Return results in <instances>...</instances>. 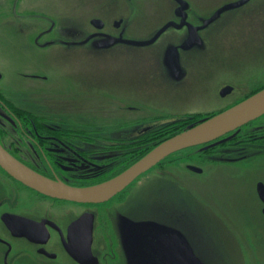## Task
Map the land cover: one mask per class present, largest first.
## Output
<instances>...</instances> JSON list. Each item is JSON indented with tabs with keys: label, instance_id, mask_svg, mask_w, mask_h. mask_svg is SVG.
<instances>
[{
	"label": "flooded vegetation",
	"instance_id": "flooded-vegetation-1",
	"mask_svg": "<svg viewBox=\"0 0 264 264\" xmlns=\"http://www.w3.org/2000/svg\"><path fill=\"white\" fill-rule=\"evenodd\" d=\"M57 1L95 2L108 4V8L73 18L74 26L65 31L60 12H52L55 8L48 5ZM234 1L239 0L223 3L212 15ZM151 4H157V9L147 20L161 18L162 22L158 21L150 34L131 37L130 14L147 13ZM211 16L194 11L191 0H0L3 40L13 32L29 35L32 42L28 45L33 50L70 45L104 50L124 45L146 47L171 35L164 57L172 84L177 91L185 88L178 97L185 92L192 93L191 97H205V103L173 111L123 95L82 91L80 80L66 84L72 91H65L54 87L48 74L27 72L23 78L32 82L31 90H6L0 85V143L13 157L47 178L69 186H91L118 176L164 139L262 90L264 59H257L264 56V46L257 44L249 46L258 58L242 60L215 57L219 54L215 43L205 69L196 71L195 78H187L185 58L205 47L204 31L215 21L193 36L188 24L202 25ZM170 22L184 26L171 24L152 44L129 42L149 40ZM242 61H259V70L243 69ZM4 78L0 71V83ZM61 94L65 96L60 98ZM161 114H179L163 138ZM179 160L186 163L182 165ZM177 164L201 175L211 166L235 167L238 172L251 165L264 169V114L216 139L171 153L102 202L43 193L0 165V264H127L118 239L121 227L115 230L111 208L124 203L135 184L147 179L152 170H168ZM194 167L202 168L201 173ZM255 190L264 214L263 180L255 182Z\"/></svg>",
	"mask_w": 264,
	"mask_h": 264
},
{
	"label": "rangeland",
	"instance_id": "rangeland-1",
	"mask_svg": "<svg viewBox=\"0 0 264 264\" xmlns=\"http://www.w3.org/2000/svg\"><path fill=\"white\" fill-rule=\"evenodd\" d=\"M227 1L230 0H191V3L194 11L206 17ZM157 4H151L154 8H149L147 13L130 14L128 31L131 37L150 34L158 21L162 22L161 18L147 20L148 16L151 19ZM48 5L55 8L52 12H60L65 31L74 26L73 18H83L91 10H101L103 6L108 8V4L95 2L57 1ZM142 11H145L144 7ZM6 33L4 36H8ZM13 33L6 40L0 35V71L5 76L0 85L6 86V90H31L32 82L23 75L44 72L51 76L54 87L65 91H72L66 88V84L80 80L78 84L82 91L123 95L148 105L166 106L173 111L205 103V97H191L192 93L185 92L178 97L185 88L177 91L172 84L164 57L165 44L171 35L146 47L124 45L104 50L70 45L38 51L30 48L32 40L29 35ZM204 35L205 47L200 52H190L183 62L188 69V79L195 78L196 71L205 69L215 43L219 44H216L219 54L215 57L258 58L249 45L264 46V0H252L226 11L204 31ZM66 37L74 38L67 34ZM260 58L264 59V56L257 60L262 61ZM242 64L243 69L251 71L260 67L259 61H242ZM178 115L168 117L161 114V138L171 131L168 126ZM179 161L182 165L186 163L185 160ZM205 170L204 175L193 174L186 168L183 170L180 164L170 166L168 170H152L147 179L135 184L124 203L111 208L115 230L124 216L163 221L187 233L195 250L208 264H264V214L255 190V182L264 181V169L251 165L243 172L225 166H211ZM118 239L123 251L122 238L118 236ZM122 260L124 262V256Z\"/></svg>",
	"mask_w": 264,
	"mask_h": 264
},
{
	"label": "water",
	"instance_id": "water-1",
	"mask_svg": "<svg viewBox=\"0 0 264 264\" xmlns=\"http://www.w3.org/2000/svg\"><path fill=\"white\" fill-rule=\"evenodd\" d=\"M248 1L239 0L224 4L202 25L188 24L192 36L216 21L224 12L241 7ZM171 24L175 23L170 22L149 40L129 42L139 45L152 44ZM176 26L183 27L184 24ZM262 114L264 88L234 106L163 140L118 176L91 186H69L62 181L47 178L13 157L1 143L0 165L17 179L43 193L80 202H102L113 197L137 176L171 153L216 139ZM194 168L201 171L200 168ZM122 219L119 225L123 227L122 230L120 228V237L127 264H208L195 250L187 233L179 227L157 220H136L128 216Z\"/></svg>",
	"mask_w": 264,
	"mask_h": 264
}]
</instances>
